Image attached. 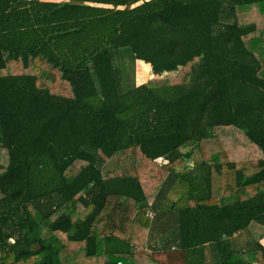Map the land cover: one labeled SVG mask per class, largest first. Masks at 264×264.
Instances as JSON below:
<instances>
[{"label":"trees","instance_id":"trees-1","mask_svg":"<svg viewBox=\"0 0 264 264\" xmlns=\"http://www.w3.org/2000/svg\"><path fill=\"white\" fill-rule=\"evenodd\" d=\"M263 236L264 0H0V264H264Z\"/></svg>","mask_w":264,"mask_h":264},{"label":"rangeland","instance_id":"rangeland-1","mask_svg":"<svg viewBox=\"0 0 264 264\" xmlns=\"http://www.w3.org/2000/svg\"><path fill=\"white\" fill-rule=\"evenodd\" d=\"M147 67L146 66H143V65L141 66L138 63L135 64V76L137 78L136 81H137L138 84H141L143 82H146L149 79H151V78L154 77V75L152 74V72L149 69V67L148 68ZM180 72H181V69L178 70V72L177 71H174V72L163 73L161 75V77L162 78H165V79H170V78H173V76H175L176 74H178ZM198 160H199V154L195 150L194 153H193V155H192V157H190L188 159H185L184 162L177 167V170L181 172V171H186L188 169H191V168H193L195 166V164H197ZM157 162H159L161 164V163H164L165 161L162 158H159V159H157ZM125 163H128L129 164L130 163V160L126 159L125 160ZM212 177H213V180H212V194L214 195V194H218L219 193V190H218L219 184H218V178H215L214 176H212ZM217 190H218V193H216ZM95 258H98V257H95ZM210 258H211V256H210Z\"/></svg>","mask_w":264,"mask_h":264},{"label":"crops","instance_id":"crops-1","mask_svg":"<svg viewBox=\"0 0 264 264\" xmlns=\"http://www.w3.org/2000/svg\"><path fill=\"white\" fill-rule=\"evenodd\" d=\"M139 61H137L136 63H138ZM142 62V61H141ZM142 63H144V62H142ZM144 64H146V63H144ZM148 67H149V69H150V65L149 64H146ZM137 79V78H136ZM263 238H264V236L261 238V240H260V242L261 243H263L264 244V242H263ZM208 258H210V255L208 256Z\"/></svg>","mask_w":264,"mask_h":264},{"label":"water","instance_id":"water-1","mask_svg":"<svg viewBox=\"0 0 264 264\" xmlns=\"http://www.w3.org/2000/svg\"><path fill=\"white\" fill-rule=\"evenodd\" d=\"M146 204V201H141L138 203V207L142 206V205H145Z\"/></svg>","mask_w":264,"mask_h":264},{"label":"built area","instance_id":"built-area-1","mask_svg":"<svg viewBox=\"0 0 264 264\" xmlns=\"http://www.w3.org/2000/svg\"><path fill=\"white\" fill-rule=\"evenodd\" d=\"M151 214V213H150Z\"/></svg>","mask_w":264,"mask_h":264}]
</instances>
